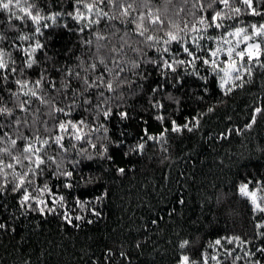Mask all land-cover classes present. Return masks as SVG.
Returning <instances> with one entry per match:
<instances>
[{"label": "trees", "instance_id": "obj_1", "mask_svg": "<svg viewBox=\"0 0 264 264\" xmlns=\"http://www.w3.org/2000/svg\"><path fill=\"white\" fill-rule=\"evenodd\" d=\"M175 2L174 6L160 5L161 15L180 23L181 27L184 20L194 22L200 15H207L206 12H198L196 17H192L181 12L176 16L181 6L196 11L192 8L196 0H188L187 4H182L183 0ZM35 3L43 16L72 10L68 0H35ZM104 10L110 15L114 11L110 6ZM85 15L94 16V13L85 12ZM2 19L4 16L0 14ZM241 19L247 23L264 22V17L242 16ZM14 23L17 28L12 31L0 25V33L6 36L0 41V49L10 53L18 67L26 59L23 49L34 45L37 40L46 46L34 54L38 63L26 69L21 77L30 82V88L33 87L31 82L38 79L45 69L48 70L46 79L53 81L56 88L62 87L66 81L53 69L76 70L81 61H87L95 53L97 43L105 45L99 52L103 57H108L112 48L119 49L122 43L125 44L124 55L120 57L125 68L121 79L126 77L127 82L120 84L113 79L116 91L106 95L122 96L123 100L113 99L102 106L112 112L108 119L105 120L102 114L99 117L96 113L89 115L79 107L71 117L64 118L76 121L88 117L95 124L103 122L108 129L106 133L103 130L96 132L95 136L109 138L110 143L106 141L108 154L113 159L96 158L95 150L89 149L87 154L94 158L85 160L81 170L75 171L70 178L77 186L70 191L59 188L69 203L76 195L99 197L107 191L108 196L103 202L95 205L102 212L101 218L90 217L94 223L82 221L81 227L73 228L57 216L44 218L34 212L21 215L17 211V197L7 194L0 199V205L7 204V210L0 208V222L8 223L14 230L0 231V264H102L104 250L117 247L128 254V259L117 258L115 264H176L180 253L176 242L183 239L191 241L187 254L197 262L201 253H205L208 257L217 256L221 264H246L245 260L233 261L225 257L223 248H235L233 255H243L244 247L252 251L264 247V237L258 235L264 229L256 227L264 224V220L260 219V214L252 212L250 204L238 192L241 181L251 178L264 181V117L258 118L257 124L242 134L231 135L226 140L219 138L228 128H241L248 122L254 98L264 102V76L259 71L255 83L237 89L229 96H222L217 87L218 78L197 62L195 67L186 66L179 70L176 79L181 80L183 86L176 84L173 87V77L166 69L147 62L148 59H169L160 51L164 45L148 49L140 43L141 37L130 32L131 25L102 19L100 24L80 33L79 25L61 15L55 22L42 21L49 27L42 28L43 35H40L33 34L35 25L31 22L27 26L19 21ZM109 23L115 24L120 31L106 26ZM126 31H129L127 36ZM96 34L106 39L96 41ZM20 35H29L32 39L20 40ZM208 35L217 36L219 30H210ZM84 39L93 40V44H81ZM202 43L212 46L211 41ZM171 48L172 52L180 51L177 44ZM145 52L147 56L143 55ZM46 55L52 58L51 62L45 60ZM180 58H184L183 55ZM136 62L140 67L135 69L132 64ZM197 69L198 75L189 74ZM5 74L9 75V81L18 75ZM201 77L207 78V93L203 92L205 80ZM7 87L18 90L14 83ZM56 94L50 84H42L38 91V95L46 97ZM168 94L179 98L181 103L169 102L166 99ZM4 95L7 101V93ZM21 99L30 98L21 96ZM157 101L163 107H153ZM210 105L214 106V111L202 116L197 131H171L172 120L183 125L186 120L205 113ZM120 111L127 112L128 118L122 119L118 114ZM24 115L17 112V116ZM158 116H163L164 120L157 119ZM40 127V134L46 136L44 126ZM145 133L153 137H160L163 133V140L147 141L142 155L126 156L128 146L135 145L141 138L146 139ZM68 155L74 159L81 158L71 148ZM65 167L71 170V160L65 161ZM117 168L126 169V174L120 175ZM49 177L50 173L45 172L38 183L46 181L55 192L60 181ZM82 177L89 181L86 186ZM180 200L184 203L181 204ZM154 220L157 222L153 223ZM236 236L249 243L238 247L226 244L223 239ZM217 239H221L223 247L215 245ZM137 243L141 247L137 248ZM208 264H216V261L209 259Z\"/></svg>", "mask_w": 264, "mask_h": 264}, {"label": "snow or ice", "instance_id": "obj_2", "mask_svg": "<svg viewBox=\"0 0 264 264\" xmlns=\"http://www.w3.org/2000/svg\"><path fill=\"white\" fill-rule=\"evenodd\" d=\"M68 3L71 4V11L43 16L35 0H0V14L4 16V19L0 20V25L12 31L17 28L14 21L22 22L25 26L31 22L35 25L33 34L40 35H43L42 28L49 27L42 21L55 22L61 15L71 18L79 25L80 33L94 24H100L102 19L119 21L126 26L131 25L133 27L130 32L141 37L140 43L146 45L148 49L164 45L160 51L168 55L169 59L161 58L159 61L148 59L147 62L166 69L167 73L173 77V87L176 84L183 86L182 81L176 79L180 74L179 70L186 66L195 67L197 62L210 69L218 78L217 87L221 90L222 96H229L235 90L255 83L257 71L264 76V22L247 23L241 19L242 16L264 17V0H196V3L192 5L196 11L186 10L181 6L176 16H180L181 12H187V15L192 17H196L198 12H206L207 15H200L194 22L184 20L183 27L173 19L161 15L160 5L174 6L175 0H68ZM187 3L188 0H183L182 4ZM109 6L114 10L111 15L104 10ZM85 12L94 13V16H87ZM106 26L116 28L117 32L120 31L115 24L109 23ZM210 30H219V35H208ZM128 33L129 31H126L125 35L127 36ZM4 39L6 36L0 33V41ZM18 39L29 41L32 36L20 35ZM103 39L106 37L101 34L95 35L96 41ZM206 40L211 41L212 46L202 43ZM80 43L91 46L93 40L84 39ZM173 44L180 46L179 52H172ZM124 46L125 44L122 43L119 49L112 48L110 55L103 57L99 55V52L105 45L97 43L95 53L89 56L87 61H81L76 70L54 68L53 70L58 71L62 79L66 81L60 88H56L53 81L46 79L47 69L41 72L38 79L31 82L33 85L31 88L30 82L21 78L26 69H31L38 63L34 54L46 47L39 40L35 41L34 45L30 44L23 49L26 59L20 63L19 67L10 53L0 49V199L7 194L17 197L19 214L26 215L34 212L44 218L49 215L57 216L64 224L73 228L81 227L82 221L88 224L94 223L95 221L90 217L101 218L102 212L95 205L103 202L108 196L107 191L101 193L99 197L84 196L82 198L76 195L69 203L60 193L59 188L63 187L70 191L77 186L71 182L70 178L75 171L81 170L85 160L91 161L94 158L87 154L89 149L95 150L96 158L113 159L108 154L106 141L110 143L109 138L104 135L95 136L96 132L103 130L106 133L108 129L103 122L95 124L88 117H81L76 121L64 118L71 117L77 107L89 115L96 113L99 117L102 114L105 120L112 115L110 109L102 106L113 99L123 100L122 96L113 97L106 93L116 91L113 79L120 84L127 82L126 77L121 79L123 76L121 74L125 72L120 60V57L124 55ZM127 46L131 48V45ZM91 51L89 47V52ZM132 51L136 52L139 49H132ZM143 55L147 56V53ZM181 55L184 58H180ZM45 60L51 62L52 58L46 55ZM109 64L112 66L109 67ZM132 67L139 68L140 63H133ZM198 72L199 69L189 74L198 75ZM5 73L18 75L14 80L9 81V75ZM201 79L205 80L202 89L207 93V78L201 77ZM9 83L17 85L18 90L7 87ZM42 84H50L57 94L47 97L38 95ZM152 91L155 92L156 89ZM5 93H7V101ZM21 96L30 99H21ZM61 96L64 97L63 100L60 99ZM203 98L201 95L200 99L203 100ZM166 99L173 104L181 103L179 98L171 94H168ZM33 100L36 102L35 107H33ZM77 101L80 103L77 104ZM153 107L161 108L163 105L157 101ZM213 111L214 106L210 105L205 113L197 114L186 120L183 125H178L175 120H172L171 131L193 133L199 129L202 116ZM17 112L25 113V115L17 116ZM118 114L122 119L128 118L127 112L120 111ZM261 117H264V102L254 98L248 122L241 128H228L219 138L226 140L231 135L242 134L246 129L253 128ZM157 119L164 120V117L158 116ZM42 125L46 136L40 134ZM145 136L146 139L141 138V141L135 145H129L125 155H142L147 141L163 140V133L160 137H153L147 133ZM120 143L122 144L123 141ZM69 148L75 150L81 158L70 157ZM66 160H71V170L65 167ZM116 171L120 175H125L127 170L117 168ZM45 172L50 173L49 178L60 181V184L56 185L55 192L46 181L38 183L44 178ZM82 180L85 186L89 183L83 177ZM238 192L250 204L252 212L260 214V219L264 220V181L254 178L241 181ZM179 202L184 203L183 200ZM0 208L7 210L6 202L0 205ZM156 222L153 221V223ZM256 227L264 229V224H257ZM4 230L14 229H11L8 223L0 222V231ZM258 235L264 237V231ZM223 239L226 244H236L238 247L249 243L239 236ZM214 243L216 246L223 247L221 239H217ZM176 245L180 250L176 264H208L209 259L216 261V264H221L217 256L208 257L205 253H201L200 261L193 260L187 254V249L191 246V241L188 239L178 240ZM136 247L139 248L141 245L137 243ZM235 251V248H223L224 256L230 257L233 261L245 260L246 264H264V247H257L254 251L244 247L243 255H233ZM117 258L127 260L128 254L122 251L121 247L107 248L103 252L102 264H115Z\"/></svg>", "mask_w": 264, "mask_h": 264}]
</instances>
